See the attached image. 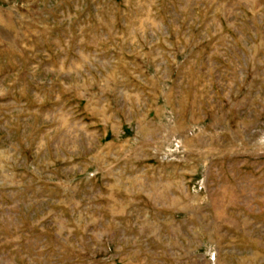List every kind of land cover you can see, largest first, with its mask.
<instances>
[{
  "label": "rangeland",
  "instance_id": "rangeland-1",
  "mask_svg": "<svg viewBox=\"0 0 264 264\" xmlns=\"http://www.w3.org/2000/svg\"><path fill=\"white\" fill-rule=\"evenodd\" d=\"M0 264H264V0H0Z\"/></svg>",
  "mask_w": 264,
  "mask_h": 264
}]
</instances>
